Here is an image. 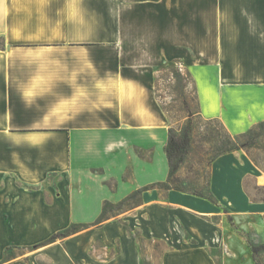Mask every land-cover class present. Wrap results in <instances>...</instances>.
<instances>
[{
	"label": "crops",
	"instance_id": "0c3cea01",
	"mask_svg": "<svg viewBox=\"0 0 264 264\" xmlns=\"http://www.w3.org/2000/svg\"><path fill=\"white\" fill-rule=\"evenodd\" d=\"M0 36V208L6 210L41 209L57 190L48 209L68 225H88L104 201L118 203L164 182L170 126L154 88L163 67L189 76L202 119H217L231 132L264 121V0H0ZM245 174L253 182L258 177L239 163L218 177L210 173L212 202L149 187L137 209L152 193L157 207L170 210L177 237L194 240L178 258L220 250L221 264H255L243 214L264 211V203L250 204ZM262 227L255 236L264 234ZM64 242L66 248L57 241L41 246L47 253L34 257L75 264ZM202 257L194 264L211 263Z\"/></svg>",
	"mask_w": 264,
	"mask_h": 264
},
{
	"label": "rangeland",
	"instance_id": "374dc122",
	"mask_svg": "<svg viewBox=\"0 0 264 264\" xmlns=\"http://www.w3.org/2000/svg\"><path fill=\"white\" fill-rule=\"evenodd\" d=\"M173 71H178L181 78H175ZM154 88L156 101L165 114L167 124L174 130L187 127L191 137L190 152L179 167L173 186L192 196H195L192 193L206 194L209 191L210 173L218 177L221 170H236L239 163L244 171H247L249 166L258 172L255 182L250 176L244 175L243 186L250 204L264 203V129L258 136H248L240 140V149L227 153L231 155L226 156L217 162L212 170L210 169L212 162L219 157L217 149L228 139V135L241 136L254 130L264 121L236 132L227 130L217 119L208 123L210 119H202L200 115L195 114L198 108L192 82L189 76L178 68L163 67L156 74ZM56 194L57 190L53 191V196ZM53 196H46L47 205L37 210L27 211L16 208L10 211L4 207L0 208V264H48L40 256L35 258L34 253H47L46 248L40 247V243L71 224L68 225L65 220L60 219L58 211L48 209ZM137 201L140 202L134 206H123L120 209H116L117 203H112L111 210L107 212L108 219L100 226L88 224L83 234L70 237L68 240L59 239L56 245L64 248V241H69L70 253H76L73 259L75 264H164L167 256L170 259L167 264H186L187 260H190L188 264H194L197 260L201 261L202 256L207 255L210 256V264H221L224 253L220 250L211 253H193L194 256L189 259L176 257L177 251H181L185 243H194V240L189 237L185 238L186 240L177 237L178 225L173 221L169 209H160L156 206L158 197L155 194H150L144 208L137 209L142 203L141 194L133 200V202ZM164 206L167 208L166 205ZM72 213L76 214L77 211ZM263 213L264 211L251 209L243 214L251 223V228L244 233L250 250L252 247L264 245L262 241L264 234L254 235L257 233L256 227L258 225L262 227ZM20 217L25 220L34 219L35 222L26 226L23 225ZM231 217L228 216V221L234 218ZM38 218H50L53 223L42 224L37 222ZM237 221L240 226L244 224L241 217H238ZM26 227L29 228L28 233ZM262 229L264 232L263 227ZM174 251L175 253H172ZM123 252L127 255L125 261L118 257ZM251 254L255 264H264V249Z\"/></svg>",
	"mask_w": 264,
	"mask_h": 264
},
{
	"label": "trees",
	"instance_id": "16d2710c",
	"mask_svg": "<svg viewBox=\"0 0 264 264\" xmlns=\"http://www.w3.org/2000/svg\"><path fill=\"white\" fill-rule=\"evenodd\" d=\"M0 48H4V38L2 36H0ZM173 75L175 78H181V74L178 71H173ZM196 106L198 108L197 102H196ZM195 114L199 115V108ZM213 120L215 119H210L207 122L209 123ZM218 122L221 124L220 121ZM263 129H264V122H261L257 125V127L254 130L248 131L242 134L241 136L236 137V136L228 135L227 136L228 139L225 142H222L219 148L217 149V152L219 153L218 156L237 151L238 149L241 148L240 140L246 139L248 136L250 137L253 135L258 136L260 135V132ZM190 148H191V137L187 127L183 126L178 130H174L173 128L169 127L167 140L164 145V154L168 165L167 178L164 182H159L149 187H156L158 189H163V190H175L178 192L187 193L183 190H180L178 187L173 186V184L176 182L174 179L175 175L179 167L183 163L185 156L190 152ZM149 187H145L143 189L134 191L129 196L118 202L116 204L117 205L116 209H120L123 206L130 207V206H134L135 204H138L140 201L133 202V200L135 199L136 196H139L144 190H146ZM192 194L199 198H203L211 202L213 201L210 191H208L206 194H202V193H192ZM110 207H112V203L109 201H104L99 216L92 223L93 226H100L103 222H105L108 219L107 212L111 210ZM87 228L88 227L85 224L73 223L64 230L51 234L46 240L40 243V247L54 243L59 239H64L68 236H71ZM260 249L263 250L264 245L258 247H252L251 251L252 253L255 254Z\"/></svg>",
	"mask_w": 264,
	"mask_h": 264
},
{
	"label": "built area",
	"instance_id": "2783aa9c",
	"mask_svg": "<svg viewBox=\"0 0 264 264\" xmlns=\"http://www.w3.org/2000/svg\"><path fill=\"white\" fill-rule=\"evenodd\" d=\"M263 227H264V215H263Z\"/></svg>",
	"mask_w": 264,
	"mask_h": 264
}]
</instances>
